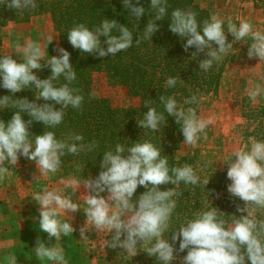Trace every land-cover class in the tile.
I'll use <instances>...</instances> for the list:
<instances>
[{
	"label": "clouds",
	"instance_id": "9594fccd",
	"mask_svg": "<svg viewBox=\"0 0 264 264\" xmlns=\"http://www.w3.org/2000/svg\"><path fill=\"white\" fill-rule=\"evenodd\" d=\"M137 5L139 0H136ZM123 5L137 20L144 15L145 9L134 6L131 0H123ZM9 9H29L38 7L36 0H10L6 4ZM150 7L155 9L157 15L154 20L148 21L144 28V39L159 30L154 23L162 20L166 14V0H151ZM224 21L217 15H212L203 21L202 28L196 19V13L179 8L171 12L169 31L180 37H187L185 50L195 47L197 52H206V59L200 61L199 68L208 71L214 61L221 59L232 48L231 43L226 44ZM198 29L202 30L198 31ZM113 30L119 34L113 35ZM227 32L236 41L250 37L252 43L248 48L249 58L259 57L264 61V33L253 30V25L247 19H241L239 26L229 19ZM100 37H105L102 47ZM53 37L49 38L51 43ZM67 40L74 49L82 53L103 58L108 55L126 51L133 45V32L128 27L119 25L116 20L103 19L94 30H90L84 23L74 24L67 32ZM136 44L140 43L138 38ZM218 46L213 48L212 44ZM16 49L22 52L23 62L17 63L11 55L0 57V87L12 93L22 91L34 86L38 91L37 100L54 103L37 104L29 102L27 98L11 101L12 106L19 111L14 112L11 119L5 124L0 121V179L11 172L7 165H16L19 158L25 157L34 161L40 175L47 177L55 174L61 165V157L65 150L73 156L81 152H91L98 147L97 141L83 143L82 134L71 133L68 140H58L53 131H44L42 135L30 139L28 131L32 121L42 122L44 126L55 128L64 118V109L71 106L79 109L84 100L78 94L80 89L70 85L76 80V71L70 64V53L62 47L54 49L58 56H52L46 65L40 63L44 57L41 45L27 40L22 46L17 43ZM195 55V53L193 54ZM50 67L51 75L46 79H39L33 74V69ZM63 76L66 83L55 86L54 81ZM176 77H168L165 85L169 88L178 83ZM180 83H183L179 79ZM250 100L254 103L257 98L264 96V86L254 83L246 90ZM11 96L0 98V107L9 105ZM159 101L168 116L174 117L186 145L196 146L202 138L207 140L205 129L212 123L211 119L197 116L194 108L185 109L177 104L175 96L160 95ZM151 100L145 101L147 112L137 125L152 132L159 131L166 125L163 113L150 106ZM198 98L193 94L184 100V104H197ZM55 105H59L57 110ZM27 112L31 119L25 122L21 113ZM249 145H244L232 153L233 159L228 163L227 178L231 183L227 191L244 202V207L237 205V211L247 215L239 218L230 215V222L223 218L224 213L215 207H208L185 218L175 230L169 231L173 213L177 207L174 197L181 193L177 191L180 183L196 186L200 182L197 172L189 164L169 168L168 157L161 156V150L148 140L132 143L127 149L120 143L115 145L114 151L103 153L100 164L101 171L94 178L78 181L72 179L68 183L75 186L83 184L87 194L82 197L86 207L83 212L86 222L79 229L81 240L88 241L85 232L95 230L97 233L111 234L110 239H103L104 248L122 249L135 256L139 248H145L149 257H155L159 264H172L179 253L187 251L180 264H264V141L249 137ZM80 142V143H77ZM209 178L204 181V187ZM171 183L174 188L159 190L160 185ZM138 186L147 191L142 193L136 201L133 194ZM101 193H107L104 197ZM74 193H65L58 188L44 187L40 192L33 194V200L39 205V228L47 233L49 240L59 242L62 236L72 234L75 229L68 222L71 217L67 212L75 213L81 210L79 203L73 201ZM209 204V202H208ZM66 216L62 220L61 215ZM259 214V215H258ZM171 233V240L165 237ZM123 237V239H122ZM179 241V247L176 243ZM139 245V248H138ZM36 259L48 260L54 264H68L64 248L59 244L45 246L39 238L32 249ZM176 253L177 255H174ZM8 264H16L15 256L6 257Z\"/></svg>",
	"mask_w": 264,
	"mask_h": 264
},
{
	"label": "trees",
	"instance_id": "16d2710c",
	"mask_svg": "<svg viewBox=\"0 0 264 264\" xmlns=\"http://www.w3.org/2000/svg\"><path fill=\"white\" fill-rule=\"evenodd\" d=\"M9 2L10 0H0V49L2 46L1 29L7 23L25 24L36 17L48 15L52 21L58 47H62L70 53V64L76 71L77 78L70 87L80 89L78 94L84 97L81 108L74 109L69 106L64 109L63 121L55 128L44 126L42 122L32 121L28 129L30 139L33 141L34 136L42 135L44 131H53L58 140H67L68 143L73 142L68 140L71 133L82 134L85 144L91 143L93 140L97 141L98 147L91 152L84 151L73 156L65 150V155L61 157V167H67L75 178L94 179L101 171L100 164L105 151H114L117 143L127 149L132 143L144 140L150 141L159 148L162 157H168L169 168L184 164L192 166L193 157H177L181 145L184 144V138L180 131V125L176 124L174 117L167 115L159 101V96L174 95L179 106L185 109L188 107L195 109L196 104H184V100L193 94L200 98L201 95L217 90L224 68L223 64L219 65L217 61H214L208 71L200 70L199 63L208 58L206 57L208 50L197 52L194 46L185 50L184 45L187 42V37L183 38L173 34L168 28L171 12L177 8L195 12L197 22L202 28L203 21L209 17L207 12L196 4V0H166V14L162 20L154 21L159 30L150 37V40L143 37L148 21L154 20L157 15L156 10L150 7L151 0H139L138 5L136 0H131L134 6L145 9L144 15L139 20L124 7L123 0H36L38 7L21 10L9 9L6 6ZM256 2H260L264 10V0H256ZM103 19L116 20L119 25L128 27L133 32L132 47L114 56L97 58L74 49L68 42L67 32L74 24L84 23L90 30H94ZM198 31H201L202 34V30L198 29ZM112 34L118 35L119 33L113 30ZM138 38L140 43L136 44L135 41ZM100 40L102 47L106 48L105 37H100ZM194 53L195 55H193ZM58 55L57 52L56 56ZM3 56L5 55L0 51V57ZM17 63L21 62L17 61ZM42 65H46V63H42ZM32 71L39 79H46L51 75L50 67L47 66ZM96 77H103L104 83L111 89L118 87L125 89L128 97L137 101V105L126 108L110 106L105 99L92 93L91 88ZM168 77L179 78L183 83H180L178 79L177 85L169 88L165 85ZM64 83L66 81L63 76L54 81L57 87ZM37 95L38 91L34 86H29L17 93L0 87V98L11 96L8 107H0V121L7 124L14 112L19 111L18 108L12 106L11 101L13 100L27 98L29 102H35L38 105L54 103L42 99L37 100ZM148 100L152 101L150 106L155 107L158 113H163L166 119V125L161 126L157 132L142 129L137 125V121L142 119L143 113L147 112L144 104ZM55 108L58 110L60 106L55 105ZM21 116L25 122L31 119L27 112L21 113ZM226 177V173L219 175L220 186ZM174 187L175 185L168 183L160 185L159 190L163 191ZM225 187L226 185L223 184V187H219V191ZM145 191L147 189L138 186L133 194V201H136ZM177 191L181 194L174 197L177 207L173 213L169 231L178 228L185 218H191L197 211L210 206L224 213L223 218L229 222L230 215H235L238 218L241 215H247L246 212L241 213L236 210L237 205L241 208L244 207V202L239 201L240 199L234 198L232 202L228 199L225 201L217 199L212 202L211 200L219 193L213 183L208 182L204 187V180L201 179L196 186H186L181 182ZM171 235L168 233L165 238L170 241ZM176 247H179V241H177ZM186 254L187 251L178 255L174 253L177 256ZM99 264H159V262L155 257H149L143 249H138L134 257H128L122 249L108 248L107 256L101 259ZM246 264H250V261L246 260Z\"/></svg>",
	"mask_w": 264,
	"mask_h": 264
},
{
	"label": "rangeland",
	"instance_id": "374dc122",
	"mask_svg": "<svg viewBox=\"0 0 264 264\" xmlns=\"http://www.w3.org/2000/svg\"><path fill=\"white\" fill-rule=\"evenodd\" d=\"M196 4L207 12L208 17L217 15L224 21V30L226 35V44L231 43L232 48L217 62L223 64L217 90L212 93L201 95L195 106L198 117L207 119V115L217 106H223L226 100V109L234 112L238 109V122L234 124V131H228L233 142L224 145L222 131H214L208 125L205 129L207 140L202 138L197 141L196 146L181 145L177 157L194 158L192 167L197 172L201 180L209 178L219 191L218 195L211 201L229 200L232 202L234 197L227 191V186L231 183L226 177L223 184H219L218 177L222 173H227L228 163L233 159L229 154L233 144H238L235 149L243 148L249 144V137H255L258 141H264V105H258L249 99L246 90L254 83L264 86V61L259 57L249 58L247 56L248 48L252 43L250 37H245L241 41H236L234 37L227 32L229 19L239 26L241 19H247L252 25L253 30L264 33V10L260 2L256 0H196ZM3 55H11L15 60L23 62L22 52L16 49L17 43L22 46L27 40L39 43L44 51L43 60L40 63H46L52 56H56L54 49L58 48L56 34L48 15H42L32 19L25 24L7 23L1 29ZM53 37L51 43L49 38ZM213 48L218 49L214 43ZM219 65L217 66L219 68ZM92 93L100 98L105 99L110 106L115 108H126L136 106L137 101L128 97L126 90L118 87L111 89L106 85L102 78H95L92 85ZM232 95L240 102L238 104H228L227 99ZM223 97V104L222 103ZM233 129V128H232ZM227 133V131H225ZM218 134V138L216 137ZM228 141V140H227ZM227 148V152L224 150ZM11 172L0 179V264H8L6 257L15 256L16 264H54V262L44 260L39 261L32 250L36 246V240L39 238L45 243V246L59 243L64 248L65 258L68 264H99L100 260L107 256L108 248H104L103 239L111 238V234L97 233L95 230L85 232L88 241L81 240L79 229L85 225L86 217L83 208L82 197L87 194L83 184L76 189L65 182L76 179L67 167H61L55 174H49L47 177L40 175L34 161H29L25 157H20L16 165H7ZM218 181V182H217ZM217 182V183H216ZM44 187L49 189L58 188L65 193H74L73 201L79 203L81 210L75 213L67 212L66 216L71 217L68 222L75 231L68 235L62 236L59 242L49 240L47 233L39 228V205L33 200V194L40 192ZM106 197L107 193H101ZM243 203L242 200H239ZM21 202V203H20ZM211 204V203H210ZM244 206V203H243ZM259 215V214H258ZM61 215V219H66ZM139 248V245H138ZM146 251L145 248H139ZM128 257L131 254L126 253ZM134 257V256H133ZM183 256H177L172 264H180Z\"/></svg>",
	"mask_w": 264,
	"mask_h": 264
},
{
	"label": "crops",
	"instance_id": "0c3cea01",
	"mask_svg": "<svg viewBox=\"0 0 264 264\" xmlns=\"http://www.w3.org/2000/svg\"><path fill=\"white\" fill-rule=\"evenodd\" d=\"M222 103L223 104V97H222ZM228 104H238V102H240L236 99V97H232V95H230V97L227 99ZM238 101V102H237ZM256 103H258V105L263 106L264 105V96H260L257 98ZM226 100H225V104H223V106H217L216 108H214L211 112H209L207 115L209 116L207 119H211L212 123L209 124L214 131H222L223 133L221 134L222 138L224 139V145L230 144V141L233 142L232 137H230V133H228V131H234V124H236L238 122V109H236V111L232 112L228 109H226ZM233 128V129H232ZM225 131H227V133H225ZM216 137L218 138V134H216ZM228 140V141H227ZM234 146H232L231 151L229 154H232L235 150L234 147H236L238 144H233ZM227 152V148L224 149ZM21 203V202H20Z\"/></svg>",
	"mask_w": 264,
	"mask_h": 264
}]
</instances>
